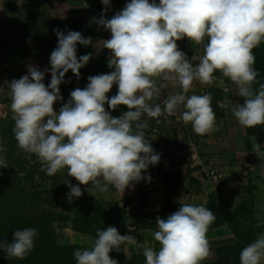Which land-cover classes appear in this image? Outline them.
Here are the masks:
<instances>
[{"label": "clouds", "instance_id": "1", "mask_svg": "<svg viewBox=\"0 0 264 264\" xmlns=\"http://www.w3.org/2000/svg\"><path fill=\"white\" fill-rule=\"evenodd\" d=\"M101 2L108 11L110 0ZM95 22L111 33V38L103 41V48L111 52L107 64L114 71L89 76L87 86L72 90L58 112L54 104L63 99L60 85L70 82L65 81V74L71 70L79 79L80 69L93 55L78 58L77 44L94 46L91 37L85 38L78 31L65 34L55 30L58 45L50 55L51 67L40 70L29 65L28 74L7 83L18 147L35 154L46 175L67 169V175L78 181L75 186L65 182L70 188L66 194L69 203L82 196L79 185L89 183L101 193L109 186L123 193L145 178L142 171L159 162L160 154L145 136L149 124L142 120L144 115L157 118V122L161 115L175 116L185 125L191 123L194 133L201 136L219 131L212 94L187 95L194 82L212 86L217 71L235 85L243 98V103L233 104L226 97L221 107L230 109L245 129L264 125V84L258 90L253 88L258 76L253 50L264 41V0H130L112 18L102 13ZM184 38L202 44L203 55L189 60L177 44ZM47 72L51 73V81L46 86L43 81ZM158 79L181 89L163 100V108L160 103H150L161 94ZM113 85L118 91L109 98ZM105 104L112 110L125 106L127 111L113 117ZM249 139L251 151L264 157L257 138ZM0 166L7 167L3 159ZM215 220L209 208L190 203H180L166 219L158 216V230L153 236L160 247L143 250L146 264H201L209 259L212 252L207 233ZM129 231L134 229L129 227ZM37 235L34 228L16 230L11 243L0 242V250L8 259L23 260L34 249ZM136 243L134 236L121 235L116 227L108 226L97 230L90 248L74 252L75 261L118 264L109 253L119 251L122 244ZM262 261L264 234L240 253V264Z\"/></svg>", "mask_w": 264, "mask_h": 264}, {"label": "trees", "instance_id": "2", "mask_svg": "<svg viewBox=\"0 0 264 264\" xmlns=\"http://www.w3.org/2000/svg\"><path fill=\"white\" fill-rule=\"evenodd\" d=\"M55 30L65 34L70 30L78 31L85 38L91 37L94 46L100 38L99 30L95 24L85 25L77 17L55 19L48 15H40L30 21L15 17L9 19L0 17V80L5 73H8L13 79L21 78L22 72L17 71L16 68L20 66L22 60L29 57H34L37 60L40 69L50 68V55L58 45ZM94 46L77 44L78 58L88 53L93 55L87 65L80 69L79 79L71 70L65 74V81L70 82L60 85V93L63 97L60 101L61 107L70 99L72 90L83 89L87 86L89 76L114 71L107 64L108 49L104 48L101 52H97ZM199 47V45L194 47L196 55ZM253 52L256 57L254 68L258 72L257 83L253 85V88L258 90L259 85L264 84V41ZM50 81L46 83V86ZM117 91L118 86L113 85L107 95L110 98L116 95ZM241 103H243V98H241ZM105 108L113 117H119L127 111L125 106H119L116 110H112L105 104ZM13 127L14 121L9 107L7 115L0 117V146L4 148L9 164L8 170L0 166L2 167L0 168V242L11 243L14 232L25 228L36 229L38 235L34 239V249L25 259H8L7 254L0 250V264H76L74 252L77 249L90 248L91 246L57 242L53 229V222L56 220L64 223L70 221L73 230L96 237L98 229L103 230L108 226H114L119 230L118 222L128 218L132 219L134 229L158 230L155 223L156 218L159 216L166 219L180 207L176 197L181 176H175L170 170L158 166H150V179L148 177L145 179L147 185L151 183L152 176H162L163 207L158 215L156 213L150 215L146 211L135 208V206H143L146 201L141 190L142 194L138 197V201L141 199L136 205L133 198L130 197L122 200H90V203L86 202L87 209L83 210L80 198H73L71 203L68 202V199L63 201L58 193L66 195L70 192V188L65 182L69 181L75 186L78 185V181L67 175V169H63L53 176H48L41 171V164L36 155L25 153L18 147L12 131ZM152 127L151 125L145 129L146 137L152 132ZM247 131L255 135L261 144L264 143V125L248 128ZM36 174L41 178L40 180L35 179ZM47 179L55 188H48L44 184ZM254 200V187L251 184L246 190L244 200L234 211L228 210L225 201L217 199L213 194L210 196L204 206L213 211L216 220L209 230L228 224L233 228L235 241L232 244L215 247L216 259L204 264H240L242 249L255 242L264 230V218L258 219L255 216ZM42 203L50 205V209L42 208ZM58 204L67 211L76 208L75 215L71 217L68 213L57 212L54 206ZM257 224L260 226L257 227ZM125 246L122 244L119 251H111L110 257L117 260L118 264H146L143 250L137 248L136 245H128V256ZM153 249L157 250V247Z\"/></svg>", "mask_w": 264, "mask_h": 264}, {"label": "crops", "instance_id": "3", "mask_svg": "<svg viewBox=\"0 0 264 264\" xmlns=\"http://www.w3.org/2000/svg\"><path fill=\"white\" fill-rule=\"evenodd\" d=\"M129 2L130 0H110L109 10L105 12L106 6L102 4L101 0H0V17H4L5 19L15 17L24 21H30L35 16L40 15H48L55 19L77 17L85 25L95 24L97 26L100 38L95 42V49L97 52H101L104 49L103 41L110 39L111 33L103 27L98 26L95 21L100 18L102 13L105 18H112L116 12L122 10ZM149 2H152V0H149ZM156 2L159 3V0H156ZM177 44L179 50L184 52L189 60L196 55L194 47L197 44L191 42L189 39L184 38L177 41ZM197 50V56H202L203 50L201 47ZM108 52L110 56V50ZM198 62V60L194 61L193 65L195 66V63ZM22 63L24 67L27 65L38 66V62L34 57H29L22 61ZM214 76L217 79L212 86H205L199 82H194L193 87L187 95L212 94V107L216 114V124L219 127V131H213L201 136L194 133L191 123L185 125L183 121L177 122L174 116L167 119L166 117L168 116L161 115L158 118L159 122H157V118H149L144 115L142 120H147L149 126H153L152 132L149 136L147 135L146 139L154 151L162 155L165 163L167 161L165 160L166 154L162 151V147L170 146L171 139L176 141L178 145L187 146L189 143H192L196 146L200 164L195 167L191 165L180 167L179 163L181 159H177L173 162L174 165L172 164L173 168H166L171 170L170 172L175 176H181L176 197L179 203L204 205L213 194L217 199L227 203L229 211H234L244 200L246 190L251 184L254 187L255 194V216L258 219H263L264 169L261 168V164L264 163V157L261 158L251 151L252 144L249 138L255 135L250 134L247 129L239 125L230 109L221 107V103L224 102L226 97L233 104L241 103V97L238 96L235 85L219 72L214 73ZM44 80L45 82L47 80L46 73ZM221 80H223V83H221ZM157 84L161 87V94L159 97H154L150 103L153 105L160 103L162 108L163 100L168 95L181 91L178 85L174 87L168 81L158 79ZM257 142L260 143L258 139ZM260 145L261 151H264V143H260ZM210 165L225 172V177L219 181L212 180L205 172V168H208ZM150 170L149 165L147 171H142V176L145 177L143 181L149 177ZM161 177L152 176L151 180L159 179L162 181ZM156 185H161L159 189L161 188L162 192L151 195L152 203L149 202L147 204L151 208L148 209L149 207L146 205V212L150 215L155 213L158 215L161 213L163 207L164 185L163 182H157ZM156 185H154V188L157 187ZM149 200L150 198H148ZM207 238L210 242L212 256L202 261L201 264L216 259L215 247L223 244H232L235 241L233 228L228 224L208 230Z\"/></svg>", "mask_w": 264, "mask_h": 264}, {"label": "rangeland", "instance_id": "4", "mask_svg": "<svg viewBox=\"0 0 264 264\" xmlns=\"http://www.w3.org/2000/svg\"><path fill=\"white\" fill-rule=\"evenodd\" d=\"M24 61V60H22ZM23 63L21 62L20 66L18 68H16L17 71L22 72V76L27 73V69H28V65L25 66L24 68ZM40 70H43L42 68ZM8 74V73H5ZM3 75L1 80H0V117H5L7 115L8 112V108L10 107L11 104V100L9 97V89L7 88V83L11 82L13 80V78H11L8 75ZM47 80L45 82V80L43 81L46 85V83L51 80V73L47 72ZM21 76V77H22ZM61 108V102L57 101L54 104V110L55 111H59V109ZM175 146H173L175 148V150L179 149V147H185L182 146L181 144L178 145L176 144V141L174 142ZM169 146V145H168ZM170 148V147H169ZM0 159H3L6 162V166L5 170H8L9 168V164H8V160H7V156L5 154L4 148L0 146ZM152 167V165H150ZM170 169V168H169ZM171 171V170H170ZM24 175V174H22ZM35 179L40 180L41 178L38 176V174H36ZM157 182H162L161 180H151L150 184H145L146 182L143 181V179L139 182H134L132 185H130L129 187H127L125 189V191L122 193L118 190H116L114 187L109 186V190L107 192L101 193L98 190H96L94 188L93 185H91V183H89L88 185L84 186V185H79L81 187L82 190V196L80 197L81 199V208L83 210L87 209V204L86 202L88 201L90 203V200H103V201H108V200H122L125 198H133L134 204L136 205V203H138L140 201H138V197H140V195L142 194L140 192V190L144 193V196L146 197V201L143 203V206L138 207L135 206L136 209H139L140 211H146L147 209V204L151 202V198H152V194L154 193H159L162 192L161 188L159 189V187L161 186H157ZM44 184L47 185V187H54V185L50 184V180L47 179ZM156 185L157 187L154 188ZM157 189V190H156ZM158 195V194H157ZM58 196L61 197V199L67 200V196L61 193H58ZM151 196V197H150ZM148 198H150V200L148 201ZM142 203V202H141ZM42 208L46 207L47 209H50V205L42 203ZM147 205V206H146ZM150 206V205H149ZM148 206V207H149ZM54 208L57 210V212H64V213H68L71 217H73L76 213V208L72 209L71 211H67L65 209L62 208V205L58 204L55 205ZM128 208H130L128 206ZM151 207H149L148 209H150ZM151 211V210H150ZM118 222V221H117ZM118 226H119V233L121 235H132L136 238L137 243L135 244L136 247L140 248L141 250H144L145 248H154L157 247V250H159L160 245L158 244L157 241L154 240V230L151 229H134V224L132 222L131 218H128L126 220H120L118 222ZM129 227L133 228L134 231H129ZM53 229H54V233L56 235V240L59 243H68V244H84V245H90L91 246V242L92 240H94L96 237H93L91 235H87L78 231H75L72 229L71 227V222L67 221V222H59V221H54L53 222ZM262 234H264V230L262 232ZM91 238V239H90ZM126 249V253L129 256V249H128V245L125 246ZM262 264H264V261H262Z\"/></svg>", "mask_w": 264, "mask_h": 264}, {"label": "built area", "instance_id": "5", "mask_svg": "<svg viewBox=\"0 0 264 264\" xmlns=\"http://www.w3.org/2000/svg\"><path fill=\"white\" fill-rule=\"evenodd\" d=\"M199 46L203 50V45L201 44ZM166 118L169 119V117ZM174 119L175 121H177L175 116ZM174 142L175 141L171 139L170 146L162 147V151L165 152L166 154V158L164 157L165 160H167L166 163L164 162V159H162V155L160 154V160L154 166L163 167V168H173L172 164L174 165L173 162L177 159H181L179 163L180 167H187L188 165L195 167L198 164H200L198 151L194 144L189 143L187 146L179 147V149L175 150V148L173 147L175 146ZM205 172L214 181H219L220 179H223L225 177V172L219 170L216 167H212L211 165L208 168H205Z\"/></svg>", "mask_w": 264, "mask_h": 264}]
</instances>
